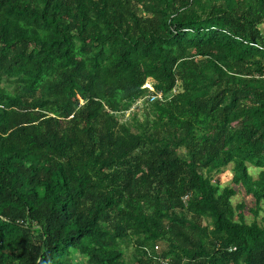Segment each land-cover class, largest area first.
Instances as JSON below:
<instances>
[{"label":"trees","instance_id":"1","mask_svg":"<svg viewBox=\"0 0 264 264\" xmlns=\"http://www.w3.org/2000/svg\"><path fill=\"white\" fill-rule=\"evenodd\" d=\"M260 26L264 0H0V264H264Z\"/></svg>","mask_w":264,"mask_h":264},{"label":"rangeland","instance_id":"2","mask_svg":"<svg viewBox=\"0 0 264 264\" xmlns=\"http://www.w3.org/2000/svg\"><path fill=\"white\" fill-rule=\"evenodd\" d=\"M262 34H264V26H260ZM149 82V80H147ZM147 85V84H146ZM149 85V84H148ZM133 107L129 110L131 111ZM127 116V113L125 115V118ZM87 166L90 167L91 163H87ZM248 171L253 174V169L251 167H248ZM231 180V171L230 167H225L219 174L214 176V182L219 186V188L227 187L230 185ZM231 203L235 205L236 203H243L245 209L243 211L244 219L246 222H249L252 220L251 214L248 212L249 209L253 208V203L251 201V198L249 196H246L242 190H240L239 193H237L234 197L231 198ZM261 217H264V213L261 211L258 213V216L256 218V221L259 222V219ZM158 249H162V244H157ZM83 264H94L92 261H84Z\"/></svg>","mask_w":264,"mask_h":264},{"label":"built area","instance_id":"3","mask_svg":"<svg viewBox=\"0 0 264 264\" xmlns=\"http://www.w3.org/2000/svg\"><path fill=\"white\" fill-rule=\"evenodd\" d=\"M145 87H149L148 85H145ZM163 98V95L160 92H155L153 95L148 97V102L153 103L155 101H160Z\"/></svg>","mask_w":264,"mask_h":264},{"label":"clouds","instance_id":"4","mask_svg":"<svg viewBox=\"0 0 264 264\" xmlns=\"http://www.w3.org/2000/svg\"><path fill=\"white\" fill-rule=\"evenodd\" d=\"M146 85V84H145ZM148 85V84H147ZM149 86V85H148Z\"/></svg>","mask_w":264,"mask_h":264}]
</instances>
